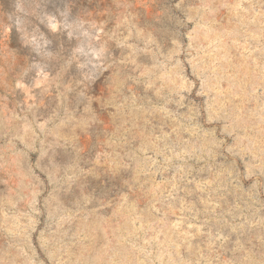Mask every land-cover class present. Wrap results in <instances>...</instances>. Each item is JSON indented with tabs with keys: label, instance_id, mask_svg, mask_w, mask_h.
Wrapping results in <instances>:
<instances>
[{
	"label": "rangeland",
	"instance_id": "1",
	"mask_svg": "<svg viewBox=\"0 0 264 264\" xmlns=\"http://www.w3.org/2000/svg\"><path fill=\"white\" fill-rule=\"evenodd\" d=\"M0 264H264V0H0Z\"/></svg>",
	"mask_w": 264,
	"mask_h": 264
}]
</instances>
